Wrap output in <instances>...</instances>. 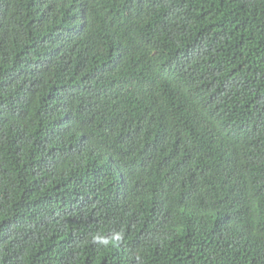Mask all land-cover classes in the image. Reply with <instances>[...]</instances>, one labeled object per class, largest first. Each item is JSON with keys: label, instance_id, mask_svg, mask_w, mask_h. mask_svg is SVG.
Here are the masks:
<instances>
[{"label": "trees", "instance_id": "obj_1", "mask_svg": "<svg viewBox=\"0 0 264 264\" xmlns=\"http://www.w3.org/2000/svg\"><path fill=\"white\" fill-rule=\"evenodd\" d=\"M0 264H264V0H0Z\"/></svg>", "mask_w": 264, "mask_h": 264}]
</instances>
